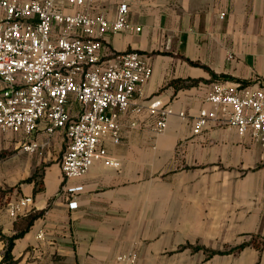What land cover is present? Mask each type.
<instances>
[{
  "label": "crops",
  "instance_id": "0c3cea01",
  "mask_svg": "<svg viewBox=\"0 0 264 264\" xmlns=\"http://www.w3.org/2000/svg\"><path fill=\"white\" fill-rule=\"evenodd\" d=\"M122 2L141 30L106 34L101 63L130 50L149 59L153 73L134 95L142 109L120 115L119 142L103 139L108 158L68 181L64 130L48 137L43 123L31 136L0 129V150L12 151L6 162L0 158V264L8 238L20 232L11 264H133L123 258L132 253L135 264H209L230 234L243 256L264 264L261 212L251 220L230 210L231 194L246 190V170L259 171L250 190H264L260 143L222 112L194 131L200 111L212 109L206 96L214 82L264 86V0H92L63 9L115 18ZM157 98L174 111L160 132L149 110ZM29 140L45 144L43 153L24 150ZM71 184L84 189L72 195ZM27 196L32 202L13 217L9 206Z\"/></svg>",
  "mask_w": 264,
  "mask_h": 264
},
{
  "label": "built area",
  "instance_id": "2783aa9c",
  "mask_svg": "<svg viewBox=\"0 0 264 264\" xmlns=\"http://www.w3.org/2000/svg\"><path fill=\"white\" fill-rule=\"evenodd\" d=\"M91 1L0 0V129L31 136L43 123L48 137L64 130L69 143L61 167L67 181L85 175L96 159L108 158L103 139L120 141V115L131 107L142 109L134 95L153 73L149 59L136 50L111 53L107 64L101 63L106 34L141 27L129 21L126 2L115 18L63 9L64 3L83 6ZM206 99L212 109L200 111L194 131L222 112L240 135L260 143L264 157V86L214 82ZM73 101L79 104L76 113ZM149 110L158 116L154 129L163 131L173 109L157 98ZM44 147L35 140L22 146L40 154ZM83 189V184L66 185L72 195ZM31 202L32 197H23L8 212L15 217ZM69 205L78 203L71 200ZM123 258L137 261L134 253Z\"/></svg>",
  "mask_w": 264,
  "mask_h": 264
},
{
  "label": "rangeland",
  "instance_id": "374dc122",
  "mask_svg": "<svg viewBox=\"0 0 264 264\" xmlns=\"http://www.w3.org/2000/svg\"><path fill=\"white\" fill-rule=\"evenodd\" d=\"M66 148V144L63 145ZM12 151L1 149L0 150V158L4 160H7V157H10ZM4 162L1 163V172H4ZM259 171L257 170H246L243 174L240 175V177L245 178L246 184H245V192L242 193L240 191L236 194H231V200H230V210L237 211L235 209H238L241 211L238 215L242 214L241 216L243 219L245 218H251V220L254 218V215L256 212H261V216L264 218V190L256 191V186H253V190H250L252 188L251 180H255L258 176ZM263 172V170L261 171ZM263 178V177H262ZM255 185V184H254ZM232 187V185H231ZM249 188V189H248ZM250 190V191H249ZM234 208V209H233ZM246 214V216H245ZM240 217V216H238ZM240 219V218H239ZM218 234H215L214 237H216ZM221 236H226L225 234H219ZM218 235V236H219ZM245 236V235H243ZM231 243L228 246H225L223 248H215L211 251L210 255L214 256L213 262L209 264H261V262L258 260V262L253 261L251 255H245V253H242L241 248L237 244V239L234 238V234H230ZM248 237V236H246ZM216 238H214L215 240ZM225 258L228 259V261L225 260ZM243 261H247L244 262ZM249 261V262H248ZM198 264H204L203 262H199Z\"/></svg>",
  "mask_w": 264,
  "mask_h": 264
},
{
  "label": "trees",
  "instance_id": "16d2710c",
  "mask_svg": "<svg viewBox=\"0 0 264 264\" xmlns=\"http://www.w3.org/2000/svg\"><path fill=\"white\" fill-rule=\"evenodd\" d=\"M246 85H249V83L247 82H242ZM23 232L14 234L13 236L8 238V243H7V247L5 249L4 255H3V259L2 262H4L5 264H11L13 261V254H12V249H13V245H14V239L20 235H22Z\"/></svg>",
  "mask_w": 264,
  "mask_h": 264
}]
</instances>
